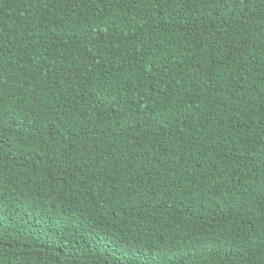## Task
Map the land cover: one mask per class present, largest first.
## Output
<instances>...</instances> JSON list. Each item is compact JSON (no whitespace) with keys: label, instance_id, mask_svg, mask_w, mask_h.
Returning <instances> with one entry per match:
<instances>
[{"label":"trees","instance_id":"trees-1","mask_svg":"<svg viewBox=\"0 0 264 264\" xmlns=\"http://www.w3.org/2000/svg\"><path fill=\"white\" fill-rule=\"evenodd\" d=\"M0 264H264V0H0Z\"/></svg>","mask_w":264,"mask_h":264}]
</instances>
